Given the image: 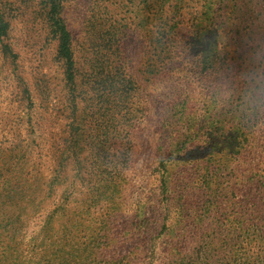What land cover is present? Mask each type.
<instances>
[{
  "label": "rangeland",
  "instance_id": "1",
  "mask_svg": "<svg viewBox=\"0 0 264 264\" xmlns=\"http://www.w3.org/2000/svg\"><path fill=\"white\" fill-rule=\"evenodd\" d=\"M185 4L190 6L187 11L198 8V0H185ZM217 6L214 21L219 39L215 69L201 68L191 35L189 38L185 34L177 38L183 45V53L176 68L155 75L151 74L143 35L145 18L141 19L143 14L129 0H63L61 16L72 34L76 69L75 87L71 91L57 56V42L49 33L43 0H0L8 22L7 34L0 42V219L6 218L11 210L17 213L20 207L24 219L21 248L27 247L26 252H30L32 240L36 241L44 214L64 189L63 185L72 179L75 166L68 161L61 168L64 183L62 186L53 183L50 196L47 195L53 175L60 169L57 160L60 155L66 156L69 149L67 140L75 135L74 130L85 128L96 117V96L90 85L99 79L104 52L99 44L110 33L112 21L120 32L119 58L125 64V75L134 82L129 106L138 112L140 119L130 131L133 148L124 190L127 210L113 219L115 222L117 219V226L140 207L144 208L149 219L148 236L155 248L151 264H160L161 250L167 241L161 227L164 222L169 226L172 220L171 212L167 213L160 201L155 170L158 147L170 131L164 128L173 121L176 109L183 111L187 125L194 121L207 129L200 136L204 142L215 136L217 122L224 121L226 127L246 126L244 131L250 134L245 135L253 144L249 159L244 164L237 160L229 163L231 167L241 164L237 169L239 178L255 175L250 187L242 189L250 194L247 197L253 195V201L260 207V217L264 218V115L247 113L240 104L245 77L253 71H264V0H225ZM181 27L185 29V23ZM2 45L9 50L4 51ZM179 97H185L184 105L177 101ZM91 152L85 149L80 156H89ZM230 178L228 175L227 179ZM75 185L73 195L78 199V190L84 189ZM196 192L190 187L187 196L200 202L206 192L193 196ZM221 195L220 200L228 205V194ZM227 215L230 218L228 212ZM223 217L220 215L219 219ZM228 225L220 226L217 238L213 239L216 253L213 260L219 258L226 263L235 259L240 250L263 264L264 253L257 240L246 245L244 237L237 238L238 247L231 254L224 246V240L229 242L232 237ZM189 240L186 250L190 253L199 245L197 234ZM22 257L21 261L35 260L24 252Z\"/></svg>",
  "mask_w": 264,
  "mask_h": 264
},
{
  "label": "trees",
  "instance_id": "2",
  "mask_svg": "<svg viewBox=\"0 0 264 264\" xmlns=\"http://www.w3.org/2000/svg\"><path fill=\"white\" fill-rule=\"evenodd\" d=\"M62 1L43 0V3L49 33L57 42V56L72 91L76 69L72 34L61 16ZM129 1L143 14L141 19H146L142 31L151 74L176 68L177 59L183 53V45L177 38L185 34L189 38L191 35L201 68L215 69L214 55L219 37L214 19L219 10L217 3L225 0H198V8L189 11L186 9L190 6L186 7L185 0ZM183 23L185 29L181 27ZM114 26L115 21H112L110 33L99 44L104 50L102 66L98 81L94 79L90 85L96 96V117L85 128L81 127L78 132L74 130L75 135L67 140L66 156L60 155L57 160L60 169L68 161L74 164L72 179L67 180L52 207L44 214L36 241L30 243V252H26L27 247L21 248L24 219L20 207H17V213L11 210L6 218L0 219V264H151L153 261L155 248L148 236L149 219L144 208L140 207L119 226L117 219L116 222L113 220L127 210L124 190L133 148L130 131L140 120L138 112L129 106L134 82L130 76L126 77L125 64L120 61V32ZM7 30L8 22L0 7V42ZM2 48L9 50L6 45ZM184 98L179 97L177 101L184 105ZM173 116V121L164 128L170 131L165 134L166 141L158 147L155 170L160 201L167 213L171 212L169 218L172 220L169 226L164 222L161 227L167 241L161 250L160 264H260V259L246 257L240 250L235 259L226 263L219 258L213 260L216 254L213 253V239L217 238L218 228L227 224L232 237L229 242L224 240V246L232 255L240 237H244L246 245L257 240L264 253V218L260 217V207L253 201V195L247 197L250 194L242 189L250 187L255 175L239 178L237 170L249 159L253 146L245 135L246 126L233 124L226 127L224 121L217 122L215 136L205 138L204 142V139L200 140L207 131L203 125L194 121L188 125L184 123L181 109H176ZM85 149L93 150V153L80 156ZM231 160L241 161V164L231 167ZM60 169L53 175L48 196L53 183L57 186L64 183ZM75 183L84 189L78 190V199L73 195L77 190ZM190 187L197 190L193 196L206 192L204 199L197 202L188 197ZM222 193L228 194V205L220 200ZM220 215L224 217L219 219ZM196 234L199 245L189 253L187 244ZM23 252L31 254L35 260L21 261ZM261 260L264 264V257Z\"/></svg>",
  "mask_w": 264,
  "mask_h": 264
},
{
  "label": "clouds",
  "instance_id": "3",
  "mask_svg": "<svg viewBox=\"0 0 264 264\" xmlns=\"http://www.w3.org/2000/svg\"><path fill=\"white\" fill-rule=\"evenodd\" d=\"M240 104L247 113L264 115V71H253L246 77Z\"/></svg>",
  "mask_w": 264,
  "mask_h": 264
}]
</instances>
